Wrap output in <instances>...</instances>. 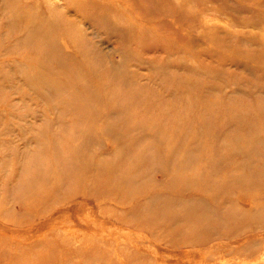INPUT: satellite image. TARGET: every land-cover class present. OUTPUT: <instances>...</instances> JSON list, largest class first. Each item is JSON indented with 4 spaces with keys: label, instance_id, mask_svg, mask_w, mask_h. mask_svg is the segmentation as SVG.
Returning <instances> with one entry per match:
<instances>
[{
    "label": "rangeland",
    "instance_id": "rangeland-1",
    "mask_svg": "<svg viewBox=\"0 0 264 264\" xmlns=\"http://www.w3.org/2000/svg\"><path fill=\"white\" fill-rule=\"evenodd\" d=\"M80 1L0 0V264H205L177 200L264 191V0ZM141 186L157 240L95 205Z\"/></svg>",
    "mask_w": 264,
    "mask_h": 264
},
{
    "label": "bare ground",
    "instance_id": "bare-ground-1",
    "mask_svg": "<svg viewBox=\"0 0 264 264\" xmlns=\"http://www.w3.org/2000/svg\"><path fill=\"white\" fill-rule=\"evenodd\" d=\"M45 53L47 58L52 56L50 51L46 52L45 50ZM78 72L83 76L80 69ZM208 181L209 176H206L204 178V183ZM95 189L99 190L100 193L106 190L102 185L95 186ZM216 189L215 186L214 190L216 191ZM231 189L232 185L230 184V180L226 179L225 183L220 187V190L227 193ZM147 190L148 187L141 186L137 193L132 195H129V193V196L139 195V199H134L135 201H130L127 198L122 201H116L103 197L95 205H97L98 208L99 205H113V209L109 210L108 216L112 218L113 221L118 222V225L116 224L118 227L123 226L136 229L141 227L147 230L145 234L148 235L150 239L157 240V195ZM184 191H186V189ZM179 194L181 193L178 192L176 196L179 197ZM86 196L87 192H80L77 197L85 199ZM141 197L143 198L140 199ZM230 197V199L224 201L225 207L223 210L213 209L207 205L208 208H204L202 211L209 214L208 219L202 214L190 215L191 208L190 201L188 200L189 198L185 199L188 200L185 203L182 199H178L177 202L181 204L179 206L180 209H177L175 212L179 213L176 214V219H179V222H183L184 219L187 228L198 231L196 235L189 236L188 233H185L187 231V229H185L186 227L176 230L179 234L177 240H174L173 245H177L178 248L182 246L197 250L196 254L199 255V261L202 259V261H205V264H224L223 261L220 260L225 257H228L226 264H247V262L250 264H264V240L261 238L264 237V219H262L259 224L256 223L255 226H251L252 230L247 227L235 228L236 225L238 226L246 223L245 221L248 218L252 221L255 220V216L248 217V213L253 210L256 211L259 204L263 205L262 209L264 210V191L256 192L251 195L238 191L237 193H232ZM232 201L234 207L232 210H229L228 205L231 204ZM115 214H121L120 219H114L113 216ZM125 217L135 219V223L132 224L131 222L133 221L130 219L125 220ZM228 221H230V224L226 225ZM199 232L205 233L200 236ZM145 238L147 240V237ZM183 253L187 255V252ZM187 256L190 257L189 255ZM194 258L195 256L190 258V260L196 263Z\"/></svg>",
    "mask_w": 264,
    "mask_h": 264
}]
</instances>
